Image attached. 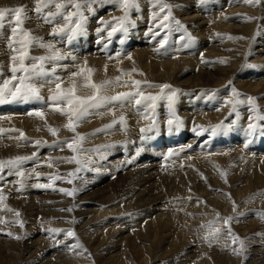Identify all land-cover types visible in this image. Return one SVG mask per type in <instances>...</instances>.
<instances>
[{"label":"bare ground","instance_id":"obj_1","mask_svg":"<svg viewBox=\"0 0 264 264\" xmlns=\"http://www.w3.org/2000/svg\"><path fill=\"white\" fill-rule=\"evenodd\" d=\"M55 2L66 5L65 14L76 11L69 0ZM136 2L139 8L128 10L127 32L117 31L109 39L106 32L125 10L115 0H96L90 10V0H76L86 18L84 32L69 41L66 34H51L54 27L65 26L63 16L46 23L34 10L36 0H0V8L26 6L28 19L22 27L31 36L53 43L65 57L45 65L48 71L56 66L62 89L75 84L76 94L86 97L95 90L85 84L110 82L100 94L112 96L134 92L133 82L140 81L145 95H161L159 87L149 85L167 84L170 89H164L165 94L178 90L174 108L184 122L185 135L177 146L175 136L159 141L160 132L141 139L140 129L147 128L153 118L161 124L160 110L168 118L165 99L156 102L154 111L139 106L138 112L134 105L92 110L102 114L89 115L74 132L66 127L67 117L51 106L48 98L54 92L48 87L41 89L43 101L0 104V162L29 158L19 169L0 171V264H149L153 259H161L160 264H264V134L259 130L264 120L256 119L264 116V80L256 81L264 71V0L258 4L244 0ZM164 5L168 7L161 11ZM50 11H57L55 3L44 9L45 14ZM9 20L11 16L0 32V87L9 80L8 87L14 88L18 80H11L13 53L7 37L13 24ZM101 20L110 24L98 33ZM153 32L158 33L153 35L155 43L144 44V36ZM161 40H166L163 46ZM254 45L261 49L254 52ZM50 54L37 46L28 52L29 57ZM32 62L25 60L26 66ZM72 73L80 75L72 77ZM232 87L244 101L235 111ZM247 97L255 103L250 104ZM113 121V127H106ZM225 122L231 124L228 131L210 135L212 127ZM249 122L258 125L251 137ZM194 128L208 131L198 136ZM77 134L85 139L74 153L64 142ZM236 134H243L241 141L232 140ZM249 139L252 142L245 148ZM59 144L62 149L53 147ZM169 151L173 155L168 165L179 164L176 170L169 166L170 172L157 161ZM34 153L37 157L45 153L44 159ZM126 153L130 162L123 157ZM74 155L92 163L76 172L80 165L63 162ZM17 170L24 175L9 174ZM25 170L33 173L26 175ZM69 172L74 175L68 176ZM41 184L52 186L37 187ZM60 188L76 191L70 197ZM25 196L28 200H23ZM69 230L75 235L68 236Z\"/></svg>","mask_w":264,"mask_h":264},{"label":"snow or ice","instance_id":"obj_2","mask_svg":"<svg viewBox=\"0 0 264 264\" xmlns=\"http://www.w3.org/2000/svg\"><path fill=\"white\" fill-rule=\"evenodd\" d=\"M96 2V0H90L89 3V10L91 9V3ZM115 2L119 5L120 9L125 10L124 16L120 18H116V23L112 24L110 27V30L106 32L107 37L110 39L114 33L117 31H124L127 32L126 23H130L129 21V11L133 8H139L138 3L136 0H115ZM245 3L248 4H258L260 3V0H244ZM55 3L56 12H48L44 13V9L49 8L50 5ZM69 3L72 4V6L76 9L75 12H69L67 14L63 13V9L66 7L65 4L62 3H56L55 0H36L35 5V12L37 13L38 17H42L46 23H52L57 16H63V19L65 21L64 27H54L52 31V35H61L66 34L69 41L74 39L77 35L83 34L84 32V26L83 21L86 19L83 16V12L81 10V4L76 3V0H69ZM165 7H168L167 5H164L161 7V11ZM169 15H165L162 17L163 21H166L169 19ZM11 16V20L8 22L13 24L11 27V35L7 37V46L12 51L13 55L11 56V68L10 71L12 73L11 80H18V84L14 88H9L8 85L11 81L5 80L4 86L0 87V104L9 103L12 101H30V100H37V101H43V97L41 96V89L44 87H48L49 91L54 92L53 95H51L48 99L51 102V106L54 108L55 111L60 112L62 115H65L68 119V124L66 127L70 131H75V128L79 126V123L84 121L86 117L89 115H100L99 111L93 112L92 110H99L101 108H106L108 105H112V108L119 106L121 108L125 107L126 105H134L138 106L137 110L140 111L139 106H143L144 109H151L155 110L156 108V102L161 99H165L167 101V109H168V118L166 122V130L168 133H172L174 131L179 130L184 126L183 120H181L175 111L174 105L176 103V96L178 90H171L169 93L165 94L164 89H170V86L167 84L164 85H149V87H159L161 89V95H145V91L140 88V81H134L133 84L135 85L136 90L134 92H128V93H119L117 95L112 96H104L101 95V91L106 89L107 84L110 82H105V84L102 85H96L95 83H87L85 84V87H90L95 90V94L91 96L86 97H80L76 94V85L73 84V86L69 89H62V81L61 78L56 75V66H53L51 71L46 70V63L55 62L64 59L65 57L61 54L60 50L55 49V46L53 43H45L42 38H37L31 36L30 32L25 30L22 25L24 24L25 20L28 19L27 17V10L26 6H19L14 8L9 7H3L0 8V32H2L4 26H5V20ZM76 16L77 19L73 21L72 17ZM152 19L155 21L157 19L156 13H153ZM101 28L98 29V33L104 31L105 29L109 28L110 22H106L101 20ZM177 25H179V21L175 22ZM164 27H167V25H163ZM182 27V26H181ZM152 35H158V33L153 32ZM183 39V37H181ZM98 43L100 40L97 41ZM123 43V41H121ZM161 46H163L164 43H166V40H161ZM32 46H37L44 48L48 50L51 54L49 56H40V57H29L28 52L29 48ZM31 59L33 62L30 66H26L25 60ZM73 60H75V57H72ZM131 59V57H129ZM221 63H224L221 61ZM23 73V75L17 77V73ZM91 70H89V73ZM80 75V73H72L70 76L75 77ZM47 77H50V79H46ZM90 81V76L87 78ZM37 81H39V84H37ZM52 85H54V89L52 88ZM231 93L234 97H237V99L232 103L233 111L236 109L237 104L244 103L243 100L239 99L240 93L232 87ZM247 101L250 104H254V98L247 97ZM112 110V109H108ZM30 115L33 113H29ZM35 115L41 116L42 112H35ZM75 118V120L73 119ZM257 120H264V116H257ZM116 121H113V124H110L106 127L111 128L115 125ZM119 123L122 125L124 124V117L121 116L119 118ZM234 123V121L232 122ZM198 127V126H197ZM231 127V124H218L214 127H212L210 131V135L216 136L218 133L226 132ZM258 125L253 122H249L247 126V133L249 137H251L253 134L257 132ZM196 132V135H200L202 132L208 131L207 129L200 128L197 130L196 128L193 129ZM260 132L264 134V126H260L259 128ZM52 135L57 134V130L50 129ZM141 139H150L151 137L148 136V133H159L160 132V124L159 122L153 118L152 123L147 128H141ZM85 139L84 136L77 134L71 141L64 142L67 144V147L76 153L78 151V146L80 143ZM252 141L249 139L245 144L244 147L247 148L248 144H250ZM39 143V142H37ZM53 147H63L62 144L54 145ZM105 147H112V145H107ZM188 147H191L189 145ZM83 151H90V150H83ZM36 154L34 153L33 156ZM173 155L172 151L168 152V156ZM28 157H17L15 160H10L6 162H0V171H2L4 168L11 169H19V166L24 161L28 160ZM63 162L66 163H76L77 165H80L76 169V172H79L81 168L85 167L86 164L92 163V161L89 159L86 162H82L80 159L77 158V156H72L71 158H64ZM130 162V161H129ZM49 167L52 166L51 162L48 164ZM9 174H15L18 176H23L24 172L17 170L15 173L9 172ZM68 176H73L74 173L69 172L67 173ZM223 175V174H222ZM68 183H72L71 180L67 181ZM51 184L47 185H37V187H51ZM60 192L64 193L67 196H73L76 189H73L71 191L66 190L64 188L59 189ZM0 199H3V197H0ZM68 211H71V209H68ZM17 215H19L17 213ZM232 218L229 217L223 221L224 224H228L229 220ZM59 232L60 230H52ZM218 232L219 229H216ZM68 236H74L75 233L71 230H69L66 233ZM211 235V230L209 232ZM231 234V233H230ZM59 243V242H58ZM78 245H69L68 247H76ZM243 246V241H241V247Z\"/></svg>","mask_w":264,"mask_h":264},{"label":"rangeland","instance_id":"obj_3","mask_svg":"<svg viewBox=\"0 0 264 264\" xmlns=\"http://www.w3.org/2000/svg\"><path fill=\"white\" fill-rule=\"evenodd\" d=\"M104 14H106V12L105 11H103V10H101ZM49 27H51L50 25H49ZM144 44H148V45H153L154 43H155V41H154V36L152 35V34H147V35H145L144 36ZM96 41V40H95ZM96 44V43H95ZM96 45H98V44H96ZM65 47H67L68 45H64ZM63 46V47H64ZM252 49L254 50V52H257L259 49H261V47L260 46H258V45H254L253 47H252ZM255 54V53H254ZM264 80V71H261L260 73H258V76L256 77V81H258V82H261V81H263ZM180 104V103H179ZM178 104V105H179ZM111 107V105H108L106 108H103L104 110H106V109H108V108H110ZM159 107V106H158ZM176 107H178L177 105H176ZM157 113H159V112H157ZM163 112H161V110H160V120L162 119V118H164L163 120H161V121H167V119H165V116H163V115H161ZM176 113H178V110H176ZM179 114V113H178ZM177 114V115H178ZM168 117V114H166V118ZM225 123H227L228 124V122H225ZM238 124H244L245 125V122H241V123H238ZM189 132H190V135H191V132H192V130L189 128ZM243 136V134H236V136H233L232 137V140H234V141H241V139H242V136ZM169 138V137H168ZM191 141H193V138L191 137ZM208 150V149H207ZM42 155H44L45 156V153L44 154H40L39 156H38V158H42V159H44V157L42 156ZM243 155H244V152H243ZM145 158H148V157H145ZM144 158V159H145ZM26 164V163H25ZM179 165V164H178ZM177 165V166H178ZM173 167V165H167V167L166 168H164V169H167L169 172H170V167ZM146 167L147 168H149L150 167V163H146ZM174 168V167H173ZM24 169V168H23ZM138 170V167H136L135 168V171H137ZM25 173H26V175L27 174H29V175H31L32 173H33V171H31V170H25ZM109 175V174H108ZM111 176V175H110ZM33 177H34V175H33ZM33 177H29L30 178V180H32L33 179ZM114 180V179H113ZM31 183H33L32 181H31ZM23 200H28V196H25L24 198H23ZM33 237V236H32ZM31 237V239H33ZM30 243L31 242H29L28 244L30 245ZM39 258H41L40 256H39ZM161 259H153V260H151L150 262H149V264H160L161 262Z\"/></svg>","mask_w":264,"mask_h":264}]
</instances>
